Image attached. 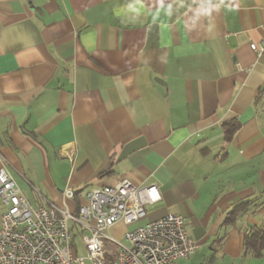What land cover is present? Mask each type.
Masks as SVG:
<instances>
[{
    "label": "crops",
    "instance_id": "obj_1",
    "mask_svg": "<svg viewBox=\"0 0 264 264\" xmlns=\"http://www.w3.org/2000/svg\"><path fill=\"white\" fill-rule=\"evenodd\" d=\"M262 40L264 0H0V169L72 212L156 185L141 226L178 214L204 263L264 264Z\"/></svg>",
    "mask_w": 264,
    "mask_h": 264
},
{
    "label": "built area",
    "instance_id": "obj_2",
    "mask_svg": "<svg viewBox=\"0 0 264 264\" xmlns=\"http://www.w3.org/2000/svg\"><path fill=\"white\" fill-rule=\"evenodd\" d=\"M250 48L264 57V40ZM64 197L73 199L75 193L67 190ZM0 198L7 207L0 223V264H176L199 249L178 214L127 230L161 200L156 185L136 186L121 179L115 186L92 189L76 212L50 202L35 208L2 167ZM76 232L82 234L85 257L78 255ZM106 241L116 245L115 252Z\"/></svg>",
    "mask_w": 264,
    "mask_h": 264
},
{
    "label": "rangeland",
    "instance_id": "obj_3",
    "mask_svg": "<svg viewBox=\"0 0 264 264\" xmlns=\"http://www.w3.org/2000/svg\"><path fill=\"white\" fill-rule=\"evenodd\" d=\"M141 224L142 223H138V224H135V226L134 225L130 226V230L136 229L137 227L141 226ZM111 234L117 236V233H111ZM75 235H76L75 242H76V246H77L78 255L80 257H85L86 256V249H85L84 243L82 241V234L76 232ZM106 243H107V246L110 250H112L114 252L116 251V249H117L116 245L111 244V243L109 244L107 241H106ZM205 255H206L205 253H200L196 257L193 256L190 259H180L176 262V264H210L209 262L204 263L205 258H206V257H204ZM210 256L211 255L207 256V258H209ZM216 264H227V262L218 260V262H216Z\"/></svg>",
    "mask_w": 264,
    "mask_h": 264
},
{
    "label": "trees",
    "instance_id": "obj_4",
    "mask_svg": "<svg viewBox=\"0 0 264 264\" xmlns=\"http://www.w3.org/2000/svg\"><path fill=\"white\" fill-rule=\"evenodd\" d=\"M244 247L246 253L253 254L259 260L264 259V225L245 237Z\"/></svg>",
    "mask_w": 264,
    "mask_h": 264
}]
</instances>
